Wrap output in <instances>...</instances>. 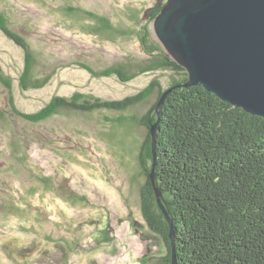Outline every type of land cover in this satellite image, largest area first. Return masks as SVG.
Returning <instances> with one entry per match:
<instances>
[{
	"label": "rangeland",
	"instance_id": "rangeland-1",
	"mask_svg": "<svg viewBox=\"0 0 264 264\" xmlns=\"http://www.w3.org/2000/svg\"><path fill=\"white\" fill-rule=\"evenodd\" d=\"M165 1L0 0L11 27L36 53V75L50 77L45 86L24 90V50L0 29V264H156L167 253L164 239L141 215V186L153 165L143 150L145 128L137 120L158 91L137 106L126 131L109 121L120 115L116 110L61 109L33 121L10 103L13 97L19 111L33 115L55 96L81 92L123 99L147 89L155 78L167 89L180 78L170 70L123 81L83 66L142 64L146 53L137 20L149 19L146 11ZM74 7L109 17L126 35L83 30L89 20L85 12L70 13ZM4 76L11 78V88Z\"/></svg>",
	"mask_w": 264,
	"mask_h": 264
},
{
	"label": "trees",
	"instance_id": "trees-1",
	"mask_svg": "<svg viewBox=\"0 0 264 264\" xmlns=\"http://www.w3.org/2000/svg\"><path fill=\"white\" fill-rule=\"evenodd\" d=\"M160 2L146 11L149 19L137 20L142 29L135 33L146 53L142 64L123 62L104 69L83 66L94 75L117 74L123 81L147 72L170 70L180 78H174L167 89L155 78L147 89L123 99L102 100L77 92L71 98L55 96L47 107L32 115L19 111L10 97L11 108L33 121L54 116L61 109L80 113L116 110L120 115L109 121L116 122L115 130L126 131L124 125L135 120L137 115L132 114L137 106L158 91L152 107L137 121L145 128L143 150L152 165L151 126L159 121L155 180L173 220L178 264H264V117L222 100L201 85L185 86L187 70L168 56L152 32L151 23L162 9ZM69 12H85L89 22L83 30L126 35L109 17L76 7ZM7 16L0 10V29L25 53L22 88L45 86L50 77L41 79L36 75V53L28 40L11 27ZM4 78L11 88V78ZM170 88L173 90L159 116L156 106ZM146 176L141 186V215L147 228L162 237L167 247V253L160 255L156 264H173L170 223L157 202L150 176Z\"/></svg>",
	"mask_w": 264,
	"mask_h": 264
},
{
	"label": "water",
	"instance_id": "water-1",
	"mask_svg": "<svg viewBox=\"0 0 264 264\" xmlns=\"http://www.w3.org/2000/svg\"><path fill=\"white\" fill-rule=\"evenodd\" d=\"M161 7L152 32L168 56L187 70L185 86L201 85L222 100L264 117V0H166ZM172 90L164 92L157 104L159 116ZM158 124L151 126L149 176L170 223L173 264H178L173 220L155 180Z\"/></svg>",
	"mask_w": 264,
	"mask_h": 264
}]
</instances>
